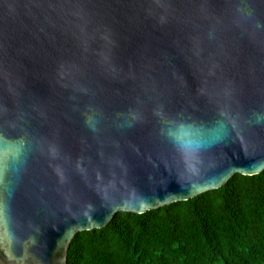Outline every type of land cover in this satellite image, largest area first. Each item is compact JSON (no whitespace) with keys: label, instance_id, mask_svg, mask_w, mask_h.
Here are the masks:
<instances>
[{"label":"water","instance_id":"95a60500","mask_svg":"<svg viewBox=\"0 0 264 264\" xmlns=\"http://www.w3.org/2000/svg\"><path fill=\"white\" fill-rule=\"evenodd\" d=\"M156 208V0H0V264Z\"/></svg>","mask_w":264,"mask_h":264},{"label":"trees","instance_id":"16d2710c","mask_svg":"<svg viewBox=\"0 0 264 264\" xmlns=\"http://www.w3.org/2000/svg\"><path fill=\"white\" fill-rule=\"evenodd\" d=\"M67 264H156V208L118 211L105 226L76 232Z\"/></svg>","mask_w":264,"mask_h":264}]
</instances>
